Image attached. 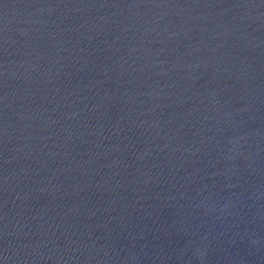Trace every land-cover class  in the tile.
<instances>
[{"label":"water","instance_id":"95a60500","mask_svg":"<svg viewBox=\"0 0 264 264\" xmlns=\"http://www.w3.org/2000/svg\"><path fill=\"white\" fill-rule=\"evenodd\" d=\"M0 264H264V0H0Z\"/></svg>","mask_w":264,"mask_h":264}]
</instances>
